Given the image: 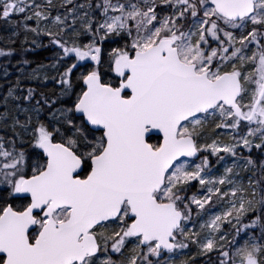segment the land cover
<instances>
[{"label": "snow or ice", "instance_id": "obj_1", "mask_svg": "<svg viewBox=\"0 0 264 264\" xmlns=\"http://www.w3.org/2000/svg\"><path fill=\"white\" fill-rule=\"evenodd\" d=\"M0 26V264H264V0H0Z\"/></svg>", "mask_w": 264, "mask_h": 264}, {"label": "trees", "instance_id": "obj_2", "mask_svg": "<svg viewBox=\"0 0 264 264\" xmlns=\"http://www.w3.org/2000/svg\"><path fill=\"white\" fill-rule=\"evenodd\" d=\"M7 34L5 29L0 26V36ZM46 42V41H45ZM53 55V52L50 48H41L38 49L37 52L30 54V58L34 59L36 63H33L30 65V68H35L37 63L44 62L48 63L50 62L49 58ZM4 94V91L0 89V96Z\"/></svg>", "mask_w": 264, "mask_h": 264}]
</instances>
